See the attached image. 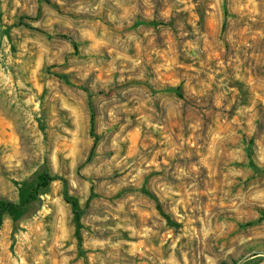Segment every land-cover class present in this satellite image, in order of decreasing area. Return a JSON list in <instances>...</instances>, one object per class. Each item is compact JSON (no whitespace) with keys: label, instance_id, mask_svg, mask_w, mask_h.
I'll return each mask as SVG.
<instances>
[{"label":"rangeland","instance_id":"obj_1","mask_svg":"<svg viewBox=\"0 0 264 264\" xmlns=\"http://www.w3.org/2000/svg\"><path fill=\"white\" fill-rule=\"evenodd\" d=\"M44 176L0 264H264V0H0V205Z\"/></svg>","mask_w":264,"mask_h":264},{"label":"trees","instance_id":"obj_2","mask_svg":"<svg viewBox=\"0 0 264 264\" xmlns=\"http://www.w3.org/2000/svg\"><path fill=\"white\" fill-rule=\"evenodd\" d=\"M154 25H157L156 23H152ZM168 91H174L177 93V95L179 97H183V94L180 92V90L178 88L173 89L170 88L168 89ZM56 178H52L50 176H44L41 180V182H39V184L37 185L36 189L26 198H24L21 202L19 203H14V202H7V203H3L0 205V223L2 220V215L8 212H12L15 209H22L27 207L28 205H30L32 202L36 201L38 199V197L41 195V193L45 190L48 189V187L50 186V184L55 181ZM61 181L63 182V186H64V195H65V200L72 205L76 217H77V238L79 241V244L82 243V234H81V224H80V216L81 213L78 211V203L77 201L70 196L69 191H68V182L65 179H61ZM93 191V190H92ZM95 194L94 192L91 193V197L90 199H92V197H94ZM89 199V201H90Z\"/></svg>","mask_w":264,"mask_h":264}]
</instances>
